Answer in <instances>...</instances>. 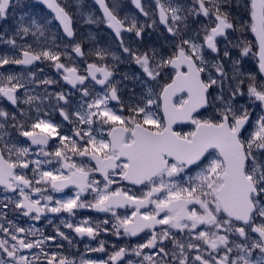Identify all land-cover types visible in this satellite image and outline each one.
<instances>
[{
    "label": "snow or ice",
    "instance_id": "obj_1",
    "mask_svg": "<svg viewBox=\"0 0 264 264\" xmlns=\"http://www.w3.org/2000/svg\"><path fill=\"white\" fill-rule=\"evenodd\" d=\"M39 2L53 13L64 35L74 39L70 5ZM132 3L150 16L141 0ZM95 4L123 53L142 70L144 78L132 77L139 81L140 92H131L128 102L119 94V81L112 82L114 65L87 63L82 74L62 62L72 61L68 44L63 52L55 37L40 44L50 20L32 19L18 27L16 35L31 34L35 46L0 36L19 49V56H0V68L51 62L81 95L78 105L66 107L68 95L47 92L56 81L38 80L32 71L27 79L0 72V98L14 107L27 104L29 111L34 106L37 113L33 118L21 110L23 122L11 115L12 127L29 142L18 147L16 138L5 140L11 137L5 130L10 113L0 109V186L17 197L0 201V264H264V0H243L244 15L238 11L241 0H155L159 23L172 39L167 49L145 51L125 44L123 33L142 39L146 27L156 26L155 19L142 24L134 17L120 18L118 0ZM18 5L19 0L16 5L0 0V20ZM190 17L204 19L193 29ZM98 20L89 14L84 22ZM248 32L255 42L247 39ZM232 49L239 55L233 56ZM71 52L85 56L79 42L71 45ZM90 55L99 61L121 59L100 48ZM244 57L257 61L258 74L244 69ZM124 79H129L127 74ZM31 84L44 85L45 95L29 94ZM20 90L26 97L22 101ZM53 96L61 123L47 112L41 115L43 101ZM255 109L259 112L253 119ZM63 121L71 127L65 129ZM32 146L38 149L35 160L30 159ZM69 187L74 191L67 198L48 194L49 188L62 193ZM10 206L37 222L47 213H107L110 219L94 225L90 219H61L60 225L90 240L103 232L118 239L136 237L137 242L113 244L109 251L108 242L100 239L97 247L86 245V250L104 253L107 259L81 255L77 260L61 251V241H73L60 225L54 226V234L20 226L8 219L4 210ZM109 224L110 229L104 227Z\"/></svg>",
    "mask_w": 264,
    "mask_h": 264
},
{
    "label": "flooded vegetation",
    "instance_id": "obj_2",
    "mask_svg": "<svg viewBox=\"0 0 264 264\" xmlns=\"http://www.w3.org/2000/svg\"><path fill=\"white\" fill-rule=\"evenodd\" d=\"M59 2L63 5L67 3L70 5L68 11L73 14V27L75 30V38L70 39L66 37L63 33L62 28L59 26L58 22L53 19V13L47 9V7L40 3L39 0H19V5L15 8L14 11H10L8 17L6 19L0 20V36H3L4 41L9 39H16L18 45L21 44H33L36 45V38L29 34L27 37H23V34L20 36L16 35V31L21 24H30L32 19H36L40 23H44L45 20H50L51 23L48 25V30L45 33L44 37L39 38V42L41 45H44L46 41L51 42L52 38L55 37V43L59 45L60 51H65L64 45L68 44L69 47L66 49L68 53L72 56V61H64L62 58V62L69 63V66H76L79 70L86 68L87 63L97 62L100 64H108L114 65V77L112 78V82L115 83V77L118 78L121 73H124L123 70L128 69L132 70L136 69L138 65H136L125 53H123L122 49L119 46V41L116 39L114 32L110 29L105 22H103V13L100 11L99 6L95 4V0H59ZM109 5L113 3V0H106ZM163 3H167L168 0H162ZM178 2H187L191 4V0H178ZM14 5L17 4V0H12ZM119 7L117 8V13L120 18H124L125 16L134 17L138 20L139 23L151 24L152 19L156 20V26L153 28H145L143 33V38L138 39L135 37L134 33H123L125 38V44H130L134 49L139 48L140 51H145L149 46L157 47L158 49L161 46L164 49L168 48V45L171 41V37L167 32L166 28L163 24L159 23V15L158 11L155 7V0H141L142 5H144L145 10L150 13L149 17L143 16V14L135 7L132 3V0H118ZM91 14L93 17L99 18L98 22L88 24L85 23V19L87 16ZM21 17H24L23 22L21 21ZM193 18V19H192ZM203 18V17H202ZM204 19V18H203ZM200 20L190 17V25L193 29L197 28ZM127 23V21H126ZM165 37H169L168 40ZM79 42L82 46V49L85 53L84 57H77L75 53L71 52V45ZM138 42L142 44L138 45ZM97 48L107 49L109 52H115L118 56H120V62L112 61L111 57L108 56L105 61H99L95 55H90V53L94 52ZM19 56V49H13L10 44H7L3 41H0V56ZM42 69V71H41ZM35 72L38 80H43L45 78L52 79L56 81L55 84L47 86L48 93H56V92H64L68 95L70 105L66 107L76 106L81 101V95L75 89H72L71 85L67 84L62 79V70L58 72L53 66L51 62H36L34 66H28L27 68L18 65H6L3 68H0V72L5 73H13L16 75H23L26 79L28 78V72ZM83 74V73H82ZM128 74V73H127ZM133 75V74H132ZM133 77H135L133 75ZM94 85V82H92ZM134 85L139 86L140 83L138 80H134ZM96 91L101 90V86L94 85ZM117 87L120 89L119 94L128 102L130 95L125 93V91L121 90V86L117 84ZM29 94L31 95H45V86L42 84H31L28 86ZM21 101L25 99L24 90H20ZM36 103H39L37 101ZM63 104V102H60ZM56 100L55 97L49 100H44L41 106V115L44 112L50 114L51 119H53L56 123L62 122V117L59 115V110L55 107ZM111 106L119 108V105H116L115 102H112ZM29 105L24 103H19L18 107H14L10 104L6 99L0 98V109H4L10 113V116L7 120L6 131L11 133V137L5 136V140H9L10 138H16L20 141L17 145L18 147H26L28 146V141L26 138L19 136V133L12 127L14 123L11 120V115H15L18 121L23 122L26 117L21 116V110L25 113H28L33 118L36 117L37 113L35 111V107H32V110L29 111ZM4 122V118H0V123ZM62 126L65 129H69L71 125H69L66 121H63ZM30 151L33 155L30 159L35 160L38 157L35 153L38 151L36 146H32ZM48 169V166H45V170ZM28 175L31 176V169L28 170ZM73 189L71 187L66 188L62 193H55L52 190L48 189V194H51L54 199H64L73 194ZM5 197L17 198L16 194L11 192H6L2 186H0V201H4ZM37 198V197H34ZM90 199V197H88ZM14 206H10L9 209H5L8 213V219L13 220L20 226L27 227L28 225H34L37 228L44 230L46 233L54 234V226L60 225V220L65 219L73 223H77L79 221L90 219L93 225L97 222L103 221L104 219H110V214L107 213H99L90 209H79L76 211L75 216H68L67 213H59L52 214L47 213L45 217L41 219V221H31L26 217L18 215L13 211ZM123 213V210H119ZM48 220H52L53 224H48ZM6 224V221H5ZM61 230L70 236L73 243L69 245L67 241H61L64 245V248L61 250L65 254L70 253L74 258L79 260L81 255L85 258L98 260V259H107L106 254L98 253V252H88L86 250V245L89 247L95 248L99 244L100 239H104L108 242L107 247L109 251L112 250V245L116 244L119 246H125L126 243L135 244L137 242L136 237H121L118 239L116 236L111 235L110 233L105 234L101 233L99 238L96 240H90L87 237H79L70 229L64 228L60 225ZM104 227L111 228V225H107ZM3 236V234H0ZM171 247V244L168 245ZM195 253H193L194 255Z\"/></svg>",
    "mask_w": 264,
    "mask_h": 264
},
{
    "label": "rangeland",
    "instance_id": "obj_3",
    "mask_svg": "<svg viewBox=\"0 0 264 264\" xmlns=\"http://www.w3.org/2000/svg\"><path fill=\"white\" fill-rule=\"evenodd\" d=\"M241 2H242V0H241ZM188 4H190V3H188ZM240 15H244V13L240 12ZM199 20L203 21V18L200 17ZM190 27H191V25H190ZM246 37H247V39L255 42L251 32L246 33ZM139 44H142V43L138 42V45ZM149 47H154V46H149ZM221 47L222 48L224 47L223 43L221 44ZM232 55L233 56H238L239 55V50L238 49H232ZM242 63H243L244 69L252 71V72H256L258 74L257 61L255 59L250 58V57H244V58H242ZM123 71H124V73H121L118 78L115 77V83L117 81H119L118 84H119V86H121V88H122L121 90L125 91V93H127L129 95L131 94V92H135V93L139 94V92H140L139 86L134 85V80L132 79V77L134 75L135 77L144 78L142 70L139 68V66H137L136 69L132 70V74L133 75L130 72L131 70L125 69ZM125 74L128 75L129 79H124ZM245 99H246V97H245ZM258 112H259V109H255L254 110L253 119H255V114L258 113Z\"/></svg>",
    "mask_w": 264,
    "mask_h": 264
},
{
    "label": "trees",
    "instance_id": "obj_4",
    "mask_svg": "<svg viewBox=\"0 0 264 264\" xmlns=\"http://www.w3.org/2000/svg\"><path fill=\"white\" fill-rule=\"evenodd\" d=\"M234 3H235V1H234ZM238 11H239V13H240V12H243V13H244L243 0H242V2H241V7L238 9Z\"/></svg>",
    "mask_w": 264,
    "mask_h": 264
},
{
    "label": "water",
    "instance_id": "obj_5",
    "mask_svg": "<svg viewBox=\"0 0 264 264\" xmlns=\"http://www.w3.org/2000/svg\"><path fill=\"white\" fill-rule=\"evenodd\" d=\"M253 35V34H252ZM254 39H255V36L253 35Z\"/></svg>",
    "mask_w": 264,
    "mask_h": 264
}]
</instances>
